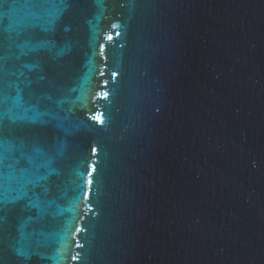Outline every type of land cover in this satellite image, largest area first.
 <instances>
[{"label":"water","instance_id":"water-1","mask_svg":"<svg viewBox=\"0 0 264 264\" xmlns=\"http://www.w3.org/2000/svg\"><path fill=\"white\" fill-rule=\"evenodd\" d=\"M0 98V264H264V0H0Z\"/></svg>","mask_w":264,"mask_h":264},{"label":"snow or ice","instance_id":"snow-or-ice-1","mask_svg":"<svg viewBox=\"0 0 264 264\" xmlns=\"http://www.w3.org/2000/svg\"><path fill=\"white\" fill-rule=\"evenodd\" d=\"M108 39H112V37L109 36ZM115 75L116 73H113V76ZM2 102L3 99L0 98V103ZM43 115H51V113H44ZM93 119L99 120L100 117H93ZM17 152L19 156L16 155ZM22 159H27L32 168L18 167ZM49 165L50 161L46 160L39 150L32 155H27L22 147L8 143L0 136V231L3 229L5 214L8 211L4 207L7 204H14L17 201L27 199L28 207L38 208L41 214H45L51 208L54 201L40 200L35 191L37 187H40L43 194L47 195L49 189L40 181L47 178L46 175H41V169H47ZM88 183L91 184L92 181L89 180ZM33 197L36 199L33 200ZM28 219L32 220L33 217H28Z\"/></svg>","mask_w":264,"mask_h":264}]
</instances>
